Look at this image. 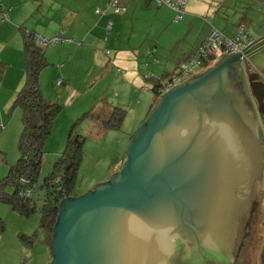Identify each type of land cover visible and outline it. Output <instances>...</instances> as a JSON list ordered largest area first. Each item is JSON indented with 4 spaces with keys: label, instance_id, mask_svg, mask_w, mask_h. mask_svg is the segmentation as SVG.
<instances>
[{
    "label": "water",
    "instance_id": "1",
    "mask_svg": "<svg viewBox=\"0 0 264 264\" xmlns=\"http://www.w3.org/2000/svg\"><path fill=\"white\" fill-rule=\"evenodd\" d=\"M243 63L158 97L122 169L60 203L50 264H237L264 211V82Z\"/></svg>",
    "mask_w": 264,
    "mask_h": 264
},
{
    "label": "crops",
    "instance_id": "2",
    "mask_svg": "<svg viewBox=\"0 0 264 264\" xmlns=\"http://www.w3.org/2000/svg\"><path fill=\"white\" fill-rule=\"evenodd\" d=\"M111 1L0 0L8 14L7 20H0V61L6 66L0 87V125L7 120L10 124L12 115L7 114L8 110L25 82V30L46 39L58 35L72 39L46 47L50 66L43 70L40 85L47 99L59 103L63 112L72 110L81 100L90 110L99 108L104 116L112 108L120 107L127 110L130 120L141 115L138 107H142V97L151 96L155 101L158 96L151 90L153 85L157 81L163 83L166 77L187 65L213 28L226 35L230 31L233 36L239 24L245 22L252 34L257 31L253 34L256 39L264 38V0H186L181 21L176 20V11L167 3L184 0H119V14L112 9L102 16L96 14L98 7L106 9ZM95 3L100 5L97 9L92 6ZM258 24L263 26L255 30ZM127 26L132 28L131 33L123 36ZM77 71L83 75L84 93L73 87ZM110 81L117 92L112 97L107 91ZM104 83L107 89L99 93ZM153 105L148 100L144 111L149 109V114ZM75 119L66 117L63 129L69 127L70 131ZM89 122L98 134L116 132ZM23 231L19 229L17 237L10 234L9 238L7 233H0V264H49L52 257L47 247L38 242L27 250L19 238L27 233Z\"/></svg>",
    "mask_w": 264,
    "mask_h": 264
},
{
    "label": "trees",
    "instance_id": "3",
    "mask_svg": "<svg viewBox=\"0 0 264 264\" xmlns=\"http://www.w3.org/2000/svg\"><path fill=\"white\" fill-rule=\"evenodd\" d=\"M38 37L40 36L35 32L24 31L26 78L9 110L11 112L20 108L22 111V132L18 143L19 159L9 168L8 174L0 180V203L10 206L25 218H30L39 212L41 216L39 229L32 235L20 234L19 238L27 250L41 242L50 251V243L59 215V205L66 198L76 197L74 193L78 188L77 178L84 159L86 143L85 138L78 132L79 124L89 120L100 124L106 130L118 131L122 129L127 110L114 107L108 116H104L99 108H92L72 124L63 153L40 186V190L44 193V200L38 207L34 193L42 170L44 147L53 133L57 117L63 111L59 103L47 99L42 93L40 76L50 63L43 49L45 46L37 41ZM214 63L217 62L211 65ZM213 66L206 64L205 68L209 69ZM5 70V64L0 61V87ZM61 84L60 81L58 85ZM161 84L162 81H157L151 89L158 97V88ZM1 130L2 126H0ZM5 157V153L0 151V160H5ZM27 192L29 195L25 196ZM5 229V223L0 219V233ZM40 232L44 234L43 240H39ZM28 258L29 256H26V261ZM260 260L261 264H264V244Z\"/></svg>",
    "mask_w": 264,
    "mask_h": 264
},
{
    "label": "rangeland",
    "instance_id": "4",
    "mask_svg": "<svg viewBox=\"0 0 264 264\" xmlns=\"http://www.w3.org/2000/svg\"><path fill=\"white\" fill-rule=\"evenodd\" d=\"M92 6L93 8L95 7L97 9L96 6L100 5L95 3V5ZM98 8L105 9L102 7ZM259 26H263V24H258L256 28L254 27L255 30L258 29ZM131 30L132 28L127 26V31H122L123 36L125 34L129 35ZM256 32L254 31L255 34ZM228 35H231L230 31L228 32ZM43 49L45 51L48 50L46 47H43ZM261 49L262 48L256 51L253 54L254 56L251 55L250 57L249 55L248 60L243 64L246 72L251 74H259L261 81L264 82V48L262 50ZM212 63L213 62H209L210 66L216 64L214 63L211 65ZM207 69L208 68H204L198 74L205 72ZM76 74V80L73 87L76 88L77 91L84 93V85L82 84L83 75H80L78 71ZM191 78L192 77H190L188 80ZM113 83V81H110L108 87L109 89L105 87V83L102 84L99 87V93L105 92L107 89L108 95L112 97L114 93H117L116 88H113ZM150 97H142V107H138V111L141 115L138 114L139 117L135 116L133 120H130V114L129 116L127 115L121 131L104 132L102 134H98L95 129L91 127L89 121H84L79 124L78 132L85 138L86 143L84 146V159L77 178L78 188L74 193L76 197L85 195L88 192L94 190L97 185L110 181L112 176L122 169V165L127 158V148L132 140L131 136H135L140 126L147 120V112L149 109L144 111V106L148 104V100L149 104L154 103L155 105L157 102L151 100ZM81 101L74 108H72V110L65 109L64 112L62 111V113L57 117L58 120H56L54 123V129L51 137L46 142L44 147L42 170L34 193V198L37 201L38 207L42 205L44 200V193H42L40 190V186L43 184L44 179L52 172L55 162L61 156L66 146L69 127L68 129L65 128V131L62 127V122H66V120H64L66 117L76 118L73 121L75 122L84 112H87L83 111L85 108L88 111L90 110L88 109L89 107H86V105H82ZM9 110L8 113H6L9 114V116L12 115V118L10 117L11 120H9L10 124H8L7 120V123L5 124L6 126L0 125L2 126V130L0 131V148L4 149H1L0 151L6 155L5 160H0V180H2L8 174L9 168L15 165L19 159L18 143L22 132V111L20 108H16L11 112ZM259 118L260 125L264 129V116H259ZM126 143L128 144L127 147H125ZM122 159H124V161L123 163H120ZM260 194L264 210V175L260 186ZM16 213L17 212H15L10 206L0 203V219L5 223L6 226L5 231L2 233H7L8 238L10 237V234H13L15 237H17V232L19 229L25 230L23 232L28 233H23L25 235H32L39 229L41 219L39 212H36V214L30 218H21L22 216H16L19 215ZM43 238L44 234L40 232L39 240H43ZM263 244L264 211L256 230L241 251L237 264H261L260 256ZM12 256L14 255L12 254Z\"/></svg>",
    "mask_w": 264,
    "mask_h": 264
},
{
    "label": "built area",
    "instance_id": "5",
    "mask_svg": "<svg viewBox=\"0 0 264 264\" xmlns=\"http://www.w3.org/2000/svg\"><path fill=\"white\" fill-rule=\"evenodd\" d=\"M158 1L162 2V0ZM167 5L176 11V20L181 21L185 12L184 8L186 5V0L180 1L178 3L168 2ZM110 9H112L115 14H119L121 12L119 0H112L107 5L106 9H97L96 14L105 15ZM7 19V9L2 3H0V20L4 21ZM206 20L209 23L212 22L211 19ZM111 27L112 22H109L108 29H111ZM37 41L43 46L47 47L49 45H56L63 42L69 43L72 42V39L58 35L52 39L38 37ZM258 42L259 40L256 39L252 34L251 27L245 22L239 24L237 32L233 36H228L224 32L213 28L209 36L199 46L191 61L187 65L181 67L174 76L166 79L160 85L158 88V95L161 96L175 86L188 81L190 77H194L200 73L205 68L206 64H209V62H217L225 56L238 53L242 55L243 62L247 61L249 56L244 53L255 47ZM28 195L29 192L25 194V196Z\"/></svg>",
    "mask_w": 264,
    "mask_h": 264
},
{
    "label": "flooded vegetation",
    "instance_id": "6",
    "mask_svg": "<svg viewBox=\"0 0 264 264\" xmlns=\"http://www.w3.org/2000/svg\"><path fill=\"white\" fill-rule=\"evenodd\" d=\"M184 249H185V251H186V245L184 246ZM187 254V253H186ZM191 260V259H190ZM202 260V259H201ZM191 263H196L194 260H191Z\"/></svg>",
    "mask_w": 264,
    "mask_h": 264
}]
</instances>
